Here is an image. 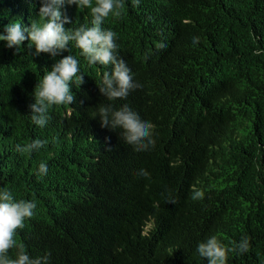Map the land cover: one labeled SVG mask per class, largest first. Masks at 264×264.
Segmentation results:
<instances>
[{
    "label": "trees",
    "instance_id": "obj_1",
    "mask_svg": "<svg viewBox=\"0 0 264 264\" xmlns=\"http://www.w3.org/2000/svg\"><path fill=\"white\" fill-rule=\"evenodd\" d=\"M119 2L121 15L101 28L116 33L115 55L144 85L127 98L100 93L113 66L89 65L74 41L56 58L32 55L27 40L19 51L0 41V188L37 205L14 239L47 264H207L198 242L216 235L229 247L247 236L249 250L229 253L227 264H264V0ZM39 7L0 0V30L47 22ZM61 12L66 30L92 26L90 7L65 3ZM67 55L83 80L40 128L32 93ZM109 104H131L151 121L155 146L139 151L122 129L102 127L95 114ZM34 139L45 144L16 151ZM193 189L203 199L192 200Z\"/></svg>",
    "mask_w": 264,
    "mask_h": 264
},
{
    "label": "clouds",
    "instance_id": "obj_2",
    "mask_svg": "<svg viewBox=\"0 0 264 264\" xmlns=\"http://www.w3.org/2000/svg\"><path fill=\"white\" fill-rule=\"evenodd\" d=\"M76 5L77 8L90 7L92 26L81 25L75 30H66L65 24L69 22L67 15L61 12V7ZM138 4L139 0H132ZM113 17L121 15L119 0H40L38 15L46 18L42 24L32 23L30 27H22L19 22H11L0 30V41H4L8 48L19 51L20 46L27 40V48L34 50L32 55L48 53L56 58L63 51H68L70 41L81 50L89 65H112L111 73L105 71L99 85V91L108 100L127 98L132 90L144 85L135 79V74L127 67L122 59L115 55L116 33L111 29H102L101 24L109 14ZM199 42V37L193 36L192 43ZM162 47H167L166 44ZM79 61L72 55L62 56L55 59L50 70L38 80L32 96L34 102L29 105L31 110V122L43 128L49 120V110L53 106L70 104L74 99L70 84L81 83L82 75H77ZM102 127L110 130L122 129L126 141L136 146L139 151H148L155 146L153 138V124L143 118L131 104L113 108L111 104L100 105L96 114ZM45 141L34 139L26 144H17L18 153H27L39 150ZM46 163H40L37 175L43 177L47 174ZM139 175L147 177L146 169H140ZM204 192L193 189L192 200L203 199ZM169 202H175L170 200ZM37 207L35 201L15 199L9 190L0 188V264H47L48 255L31 257L23 244H18L14 239L17 228H22L26 218L32 217ZM250 242L247 236H241L238 241L232 242L231 246L225 245L216 235L208 236L196 245V252L201 258H207V264H227L228 254H242L249 250ZM16 248L15 258H10L8 250Z\"/></svg>",
    "mask_w": 264,
    "mask_h": 264
}]
</instances>
